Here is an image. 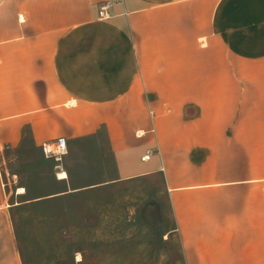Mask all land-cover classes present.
Returning a JSON list of instances; mask_svg holds the SVG:
<instances>
[{"label": "crops", "instance_id": "crops-1", "mask_svg": "<svg viewBox=\"0 0 264 264\" xmlns=\"http://www.w3.org/2000/svg\"><path fill=\"white\" fill-rule=\"evenodd\" d=\"M100 130L118 181L164 176L181 227L229 195L263 228L264 0H0V154ZM8 185L0 264H22Z\"/></svg>", "mask_w": 264, "mask_h": 264}, {"label": "rangeland", "instance_id": "rangeland-1", "mask_svg": "<svg viewBox=\"0 0 264 264\" xmlns=\"http://www.w3.org/2000/svg\"><path fill=\"white\" fill-rule=\"evenodd\" d=\"M0 166L22 264H264V227L244 226L236 198L197 197L181 227L163 175L117 180L105 130L60 160L26 134Z\"/></svg>", "mask_w": 264, "mask_h": 264}, {"label": "built area", "instance_id": "built-area-1", "mask_svg": "<svg viewBox=\"0 0 264 264\" xmlns=\"http://www.w3.org/2000/svg\"><path fill=\"white\" fill-rule=\"evenodd\" d=\"M99 16L100 18H109L111 16V13L109 11V4H104L100 6ZM42 147L46 157H53L56 160H60L62 156L68 152L67 140L64 137L58 138L53 143L46 142L43 144ZM154 152V148L148 149L142 159L149 160L154 154Z\"/></svg>", "mask_w": 264, "mask_h": 264}, {"label": "bare ground", "instance_id": "bare-ground-1", "mask_svg": "<svg viewBox=\"0 0 264 264\" xmlns=\"http://www.w3.org/2000/svg\"><path fill=\"white\" fill-rule=\"evenodd\" d=\"M59 176H61V177H66V176H67V173H66L65 171H62V172L59 173ZM61 177H60V178H61ZM23 191H24V188H20V189H19V192H23Z\"/></svg>", "mask_w": 264, "mask_h": 264}]
</instances>
